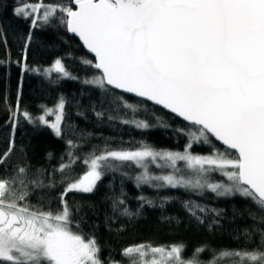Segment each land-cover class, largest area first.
<instances>
[{
	"label": "snow or ice",
	"instance_id": "snow-or-ice-1",
	"mask_svg": "<svg viewBox=\"0 0 264 264\" xmlns=\"http://www.w3.org/2000/svg\"><path fill=\"white\" fill-rule=\"evenodd\" d=\"M13 14L31 21L22 72L31 29L55 22L91 54L79 63L92 75H73L60 57L32 71L50 83L72 80L99 90L103 99L90 98L88 105L98 121L147 130L169 129L179 120L173 132L185 143L182 149L160 148L146 140L124 146L122 140L106 139L102 147L80 153L91 134L66 128L67 98L59 95L53 106H41V114L33 116L20 108L18 90L15 107H7L5 123L12 134L0 151V264H264V0H28ZM157 108L165 114H157ZM21 118L49 128L57 138L71 132L51 173L38 169L30 176L29 165H11ZM77 164L84 171L74 175ZM126 168L137 170L130 178L138 189L182 190L187 198L181 207L209 230L224 218V209L201 202L209 194L217 200L240 198L253 223L236 230L237 247L211 249L207 261L201 259L206 245L185 257L183 244L149 242L123 247L120 260L111 253L103 258L94 231L82 227L81 207L67 197L94 193L109 172L129 178ZM58 186L62 190L53 195ZM36 190L41 195L33 203ZM123 196L122 187L112 200L114 214L134 219L145 205L156 206L155 199L141 195L133 212ZM175 199L160 197L159 207ZM232 207L234 216H242Z\"/></svg>",
	"mask_w": 264,
	"mask_h": 264
},
{
	"label": "trees",
	"instance_id": "trees-1",
	"mask_svg": "<svg viewBox=\"0 0 264 264\" xmlns=\"http://www.w3.org/2000/svg\"><path fill=\"white\" fill-rule=\"evenodd\" d=\"M23 2H28V0H0V151L6 148L7 140L12 134L11 127L5 123L8 120L7 107L8 105L15 107L18 90L21 93L20 108L27 109L33 116L41 114V106H53L59 95L63 94L67 98L69 103L65 110L66 128L72 125L77 127L78 132L83 130L91 134L87 142L79 149L80 153H86L95 146L102 147L106 139L122 140L126 142L124 146H135L137 142L146 140L160 148L182 149L185 139L173 132V128L180 125L181 121L177 120L169 129L154 127L147 130L122 125L119 121L109 122L107 119L102 122L98 121L88 105L90 98L92 100L103 99L99 90L72 80L50 83L42 75L32 71L31 69L37 67L40 69L49 67L57 57H60L63 58L73 75L81 78L86 74L92 75V70L86 72L79 63L81 57L92 58L91 55L85 52L74 36L68 35L64 28L55 26V22L51 26L31 29L33 37L27 50V68L22 72L24 44L31 21L17 17L13 14V9ZM17 61L21 63L18 64ZM54 77L55 74H53ZM126 98L130 97L126 96ZM77 101L81 102L79 107ZM107 106L105 104V107ZM147 107L149 110L152 109L150 103ZM97 110H100L99 107ZM78 112H84V116L77 115ZM156 112L159 115L165 114L159 108ZM139 118L144 119L145 117L140 116ZM166 118L171 119L170 116ZM152 122L155 123L154 120ZM14 136L18 151L11 156V165H29L30 176L38 169L51 173L54 168H57L61 156L66 151V140L73 138L70 131H66L63 139L57 138L49 128L33 126L22 118ZM112 146L120 145L113 144ZM19 149H24V152L22 153ZM194 150L200 152L207 149L196 147ZM8 170L11 171V167ZM123 170L128 172L129 178L122 177L119 172H109L94 193H70L67 197L73 206L81 207L80 216L84 217L82 227L85 232L94 231L102 246L103 258H107L111 253L115 259L120 260L122 258L119 251L123 247L149 242L153 245L183 244L186 246V251L183 253L185 257L191 256L196 247L206 245L209 250L202 254L201 259L207 261L211 259V249L237 247L232 236L236 234L237 229L242 230L253 223L240 198L217 200L209 194L201 202L208 203L211 207L224 209V218L220 219V226L209 230L207 223L199 225L181 207L180 201L187 198L182 190L160 189L157 191L147 186L138 189L130 178L136 175L137 170L134 168ZM83 171V166L77 164L74 175H79ZM153 171L159 172V169L153 168ZM0 174H3V169H0ZM60 179V174L57 173L56 180ZM122 187L124 192L122 198L126 200L133 212L140 206L137 197L141 195L155 199L156 206L145 205L141 214L134 219L120 216L118 213L114 214L112 200L120 196ZM61 190L58 186L52 194L56 195ZM40 195L41 191L36 190L31 196V201L35 203ZM166 196L176 199L160 208L159 198ZM233 205L242 216H234ZM165 217L169 219H164ZM256 239L258 240V237Z\"/></svg>",
	"mask_w": 264,
	"mask_h": 264
},
{
	"label": "water",
	"instance_id": "water-1",
	"mask_svg": "<svg viewBox=\"0 0 264 264\" xmlns=\"http://www.w3.org/2000/svg\"><path fill=\"white\" fill-rule=\"evenodd\" d=\"M68 35H70V36H74V35H72V34H69L68 33ZM75 37V36H74ZM78 41H79V39H78V37H75ZM79 43H80V41H79ZM81 44V43H80ZM82 45V44H81ZM83 47V46H82ZM84 49V48H83ZM85 50V52L87 53V51H86V49H84ZM87 54H89V53H87ZM89 55H91V54H89ZM117 91H119V90H117Z\"/></svg>",
	"mask_w": 264,
	"mask_h": 264
},
{
	"label": "rangeland",
	"instance_id": "rangeland-1",
	"mask_svg": "<svg viewBox=\"0 0 264 264\" xmlns=\"http://www.w3.org/2000/svg\"><path fill=\"white\" fill-rule=\"evenodd\" d=\"M153 168L155 169V166H153Z\"/></svg>",
	"mask_w": 264,
	"mask_h": 264
}]
</instances>
